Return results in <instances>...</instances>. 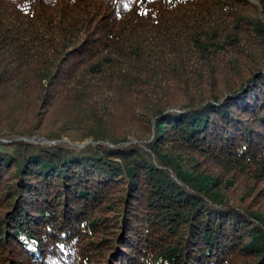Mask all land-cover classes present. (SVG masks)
<instances>
[{
	"label": "trees",
	"instance_id": "trees-1",
	"mask_svg": "<svg viewBox=\"0 0 264 264\" xmlns=\"http://www.w3.org/2000/svg\"><path fill=\"white\" fill-rule=\"evenodd\" d=\"M95 263L264 264V0H0V264Z\"/></svg>",
	"mask_w": 264,
	"mask_h": 264
},
{
	"label": "rangeland",
	"instance_id": "rangeland-1",
	"mask_svg": "<svg viewBox=\"0 0 264 264\" xmlns=\"http://www.w3.org/2000/svg\"><path fill=\"white\" fill-rule=\"evenodd\" d=\"M254 1H257V0H254ZM50 143H52V144H53V143H55V142H50ZM95 264H97V263H95Z\"/></svg>",
	"mask_w": 264,
	"mask_h": 264
},
{
	"label": "water",
	"instance_id": "water-1",
	"mask_svg": "<svg viewBox=\"0 0 264 264\" xmlns=\"http://www.w3.org/2000/svg\"><path fill=\"white\" fill-rule=\"evenodd\" d=\"M26 139H28V138H26ZM28 140H32V139H28Z\"/></svg>",
	"mask_w": 264,
	"mask_h": 264
}]
</instances>
